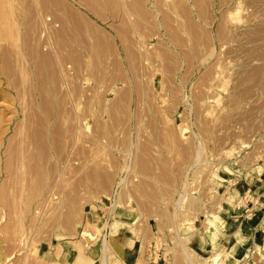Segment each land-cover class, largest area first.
<instances>
[{
    "label": "rangeland",
    "instance_id": "374dc122",
    "mask_svg": "<svg viewBox=\"0 0 264 264\" xmlns=\"http://www.w3.org/2000/svg\"><path fill=\"white\" fill-rule=\"evenodd\" d=\"M256 168L264 0H0L1 263L91 264L127 213L138 264H186L219 177Z\"/></svg>",
    "mask_w": 264,
    "mask_h": 264
},
{
    "label": "crops",
    "instance_id": "0c3cea01",
    "mask_svg": "<svg viewBox=\"0 0 264 264\" xmlns=\"http://www.w3.org/2000/svg\"><path fill=\"white\" fill-rule=\"evenodd\" d=\"M256 169L237 179L219 177L217 187L222 189L223 197L191 237L193 250L204 264H264V172ZM132 220L135 219L127 213L108 220V225L112 221L118 225L114 233L109 226L102 231L106 236L110 234L112 253L107 264H138L139 231ZM60 249L58 259H77L79 252L74 246L62 245ZM83 251L91 264H96L102 255V245ZM71 254H75L73 259ZM148 264L166 263L158 258Z\"/></svg>",
    "mask_w": 264,
    "mask_h": 264
},
{
    "label": "bare ground",
    "instance_id": "6f19581e",
    "mask_svg": "<svg viewBox=\"0 0 264 264\" xmlns=\"http://www.w3.org/2000/svg\"><path fill=\"white\" fill-rule=\"evenodd\" d=\"M129 1V0H128ZM128 3V2H127ZM25 60V59H24ZM26 61V60H25ZM48 133V132H47ZM196 139V138H195ZM196 153H195V156L193 157V159L195 158V159H197L198 161H199V159H200V157H201V145L199 144V146H197L196 147V151H195ZM14 158H16V157H14ZM194 159V160H195ZM196 160V161H197ZM10 160L8 159V162H9ZM22 161V160H21ZM20 161V162H21ZM197 161V162H198ZM196 163V162H195ZM7 167V166H6ZM22 168V167H21ZM51 169V168H50ZM191 169V168H190ZM51 171V170H50ZM56 171V170H55ZM59 171V170H58ZM55 173V172H54ZM53 173V174H54ZM59 173V172H58ZM60 173H61V175H62V172L60 171ZM61 175H60V177H61ZM60 177H58L59 179H60ZM58 179V180H59ZM57 181V180H56ZM52 186V185H51ZM38 187V186H37ZM51 188V187H50ZM49 193V192H48ZM49 194H51V193H49ZM52 195V194H51ZM46 196H48V195H46ZM178 197H179V200L178 201H180V199L183 197V194L181 193V194H178ZM47 198H45V200H46ZM51 198H49L48 200H50ZM44 199H42L41 201H43ZM44 200V201H45ZM43 201V202H44ZM120 201H121V197H117L116 199H115V202L113 203V206H116V204H119L120 203ZM11 202V201H10ZM43 202H41V204H42V206L44 205V203ZM46 203L48 202L47 200L45 201ZM48 203H50V202H48ZM8 206H10V205H8ZM37 206H38V204H37ZM49 206V205H48ZM177 206L179 207V204L177 203V205H176V207H175V210L177 209ZM180 206H182V204H180ZM187 208H189V207H187ZM191 208V207H190ZM35 209V208H34ZM41 209V208H40ZM184 209V208H183ZM179 211V210H178ZM11 212V211H10ZM9 213V212H8ZM37 213H38V211H37ZM185 213H187V211L185 212ZM185 213H182V214H179V215H177V212L176 211H174V216H175V218L178 216L179 217V219H185L186 218V216L188 215H186ZM10 215V214H9ZM38 215V214H37ZM33 216H35V215H33ZM40 216V215H39ZM11 218V217H10ZM9 218V219H10ZM66 218V217H65ZM58 220V219H57ZM64 220V219H63ZM68 220V219H67ZM34 221V220H33ZM186 221V220H185ZM61 222V221H60ZM181 222V221H180ZM32 223V222H31ZM34 223V222H33ZM117 222L116 221H113L112 222V224L110 225V227H111V231H112V233H114L115 232V229H116V227H117ZM64 228V227H63ZM206 229H208V227L206 228ZM178 231V230H177ZM208 231V230H207ZM206 231V232H207ZM206 234H208V233H206ZM103 242H102V255L100 256V259H99V261H100V263L101 264H107L108 262V256L110 255V253H111V251H112V248H111V242H110V240H108L106 237H104L103 239ZM25 241V240H24ZM179 244L181 245V247H182V249L184 250V259H185V261H186V264H195L194 262L195 261H193L192 259H191V256H190V253L191 252H193V254L195 253V251L193 250V249H191L189 246H187L186 244H185V242L182 240V239H180L179 240ZM181 249V250H182ZM192 254V253H191ZM195 255H196V253H195ZM27 256V255H26ZM197 258V257H196ZM36 260V259H35ZM196 260V259H195ZM197 260L198 261H196L198 264H204L203 262H202V260L198 257L197 258ZM2 262V261H1ZM0 262V264H3V263H1ZM206 262V261H205Z\"/></svg>",
    "mask_w": 264,
    "mask_h": 264
}]
</instances>
